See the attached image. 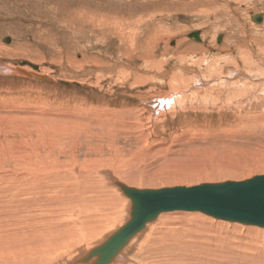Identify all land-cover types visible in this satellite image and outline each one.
<instances>
[{"label": "rangeland", "instance_id": "374dc122", "mask_svg": "<svg viewBox=\"0 0 264 264\" xmlns=\"http://www.w3.org/2000/svg\"><path fill=\"white\" fill-rule=\"evenodd\" d=\"M50 158L114 195L104 171L158 188L264 174V0H0V174Z\"/></svg>", "mask_w": 264, "mask_h": 264}, {"label": "bare ground", "instance_id": "6f19581e", "mask_svg": "<svg viewBox=\"0 0 264 264\" xmlns=\"http://www.w3.org/2000/svg\"><path fill=\"white\" fill-rule=\"evenodd\" d=\"M9 70L39 79L47 77L21 68ZM173 100L167 98L160 109L165 104L171 107ZM52 159L49 163L38 159L23 173L0 174V264H95L98 256L89 257L90 252L131 217V199L119 187V183L125 184L119 177L104 171L110 187L118 193L110 194L107 182L103 181V186L93 179L91 169ZM129 168L130 173L138 172L136 167ZM142 178L130 180L148 183L145 187L125 185L158 188L153 187V180L141 182ZM121 199H125V207L121 205L124 210L119 208ZM174 211L160 212L146 222L106 264H264V227L199 211Z\"/></svg>", "mask_w": 264, "mask_h": 264}, {"label": "water", "instance_id": "95a60500", "mask_svg": "<svg viewBox=\"0 0 264 264\" xmlns=\"http://www.w3.org/2000/svg\"><path fill=\"white\" fill-rule=\"evenodd\" d=\"M262 16V13H256L251 15V19L258 23ZM198 34L196 31L188 36L200 40ZM4 41L8 42L9 37ZM31 65L36 68L34 64ZM44 80L51 79L44 77ZM119 187L131 199V217L102 245L90 252L89 257L94 254L98 256L95 264H106L129 237L139 232L146 222L160 212L199 211L218 219L264 227V174L191 186L137 189L119 183Z\"/></svg>", "mask_w": 264, "mask_h": 264}]
</instances>
